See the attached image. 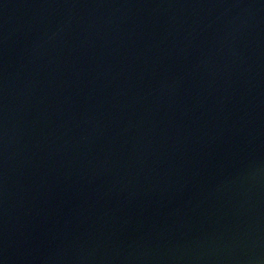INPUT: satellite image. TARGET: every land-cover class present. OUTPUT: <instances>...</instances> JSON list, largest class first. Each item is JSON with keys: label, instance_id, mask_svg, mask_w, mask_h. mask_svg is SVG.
<instances>
[{"label": "water", "instance_id": "water-1", "mask_svg": "<svg viewBox=\"0 0 264 264\" xmlns=\"http://www.w3.org/2000/svg\"><path fill=\"white\" fill-rule=\"evenodd\" d=\"M0 264H264V0H0Z\"/></svg>", "mask_w": 264, "mask_h": 264}]
</instances>
